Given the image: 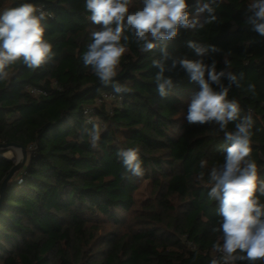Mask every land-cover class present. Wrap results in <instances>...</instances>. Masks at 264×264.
<instances>
[{
  "label": "trees",
  "instance_id": "trees-1",
  "mask_svg": "<svg viewBox=\"0 0 264 264\" xmlns=\"http://www.w3.org/2000/svg\"><path fill=\"white\" fill-rule=\"evenodd\" d=\"M22 3L50 14L44 35L55 55L35 71L17 61L0 80V145L18 144L26 156L0 197V264H210L213 242L222 243V233L212 232L221 217L205 185L208 170L223 162L226 141L217 126L189 125L185 119L199 85L177 67L165 72L173 87L161 97L152 60L162 58L165 42L141 52L125 33L128 51L115 79L132 91L119 95V106L100 102L114 92L83 64L90 33L98 29L85 0H0V12ZM188 3L194 15L197 0ZM248 3L222 0L216 23L181 29L166 47L171 58L215 59L218 70L227 59L232 71L244 73V88L234 87L229 99L253 118L251 158L258 179H264V36L245 25ZM140 6L134 0L130 11ZM189 41L221 51L201 57ZM171 58L165 61L169 67ZM248 83L255 94L246 90ZM86 108L92 109L90 121ZM93 124L102 128L99 150L90 148L85 131ZM121 148L139 149L142 177L126 172L116 155ZM4 152L0 187L14 165ZM201 160L207 161L203 179ZM145 183L149 194L139 202L136 195ZM259 199L264 204V196Z\"/></svg>",
  "mask_w": 264,
  "mask_h": 264
},
{
  "label": "clouds",
  "instance_id": "clouds-1",
  "mask_svg": "<svg viewBox=\"0 0 264 264\" xmlns=\"http://www.w3.org/2000/svg\"><path fill=\"white\" fill-rule=\"evenodd\" d=\"M133 2L85 0L89 19L98 29L90 33L92 42L82 56L83 64L91 68L102 85L111 86L114 93L122 96L132 91L127 83L115 79L121 58L128 51L130 37L125 33L131 34L141 52H151L165 42V47L160 49L162 58L152 60V66L158 70L154 75L158 94L167 97L173 87L171 76H165V72H173L177 67L183 69L199 85V91L187 103V123L217 126L226 141L223 162L208 170L205 185L209 188V199L218 202L221 217L219 226L213 227L212 232L222 233V243L213 242L212 251L219 255L210 264L237 261L264 264V204L259 199L264 196V179H258L257 163L251 158L254 121L251 114L242 115L236 99H229L234 87L244 88V73L232 71L227 59L225 68L218 70L215 59L206 63L204 59L192 60L187 56L171 58L166 47V42L176 38L181 29H202L216 23V9L222 0H197L194 15L188 0H141V6L130 11ZM46 19L45 12L32 3L0 12V80L8 78L9 66L17 61L35 71L53 58V45L44 35ZM244 22L250 31L264 36V0H250ZM188 46L201 57L221 51L214 45L199 46L193 41ZM170 58L169 67L165 61ZM246 90L255 94V85L248 83ZM229 124H234V130L228 129ZM85 131L90 148L99 150L101 126L93 124ZM116 155L127 173L135 177L144 175L138 148H121ZM206 166L207 161L199 162L200 179L204 178Z\"/></svg>",
  "mask_w": 264,
  "mask_h": 264
},
{
  "label": "built area",
  "instance_id": "built-area-1",
  "mask_svg": "<svg viewBox=\"0 0 264 264\" xmlns=\"http://www.w3.org/2000/svg\"><path fill=\"white\" fill-rule=\"evenodd\" d=\"M37 9L43 10L46 14L47 17H50V14L48 13V11L44 10L42 7H37ZM29 91L32 94H44L42 90L37 89V88H30ZM101 101H108V102H113L114 104H116L117 106H119L121 104L122 98L115 94V93H105L102 95V97L99 100ZM91 113H92V109L91 108H86L84 110V114L87 116V121L91 120ZM1 156L3 157V153L1 154ZM213 257H217L219 254L218 253H212Z\"/></svg>",
  "mask_w": 264,
  "mask_h": 264
},
{
  "label": "water",
  "instance_id": "water-1",
  "mask_svg": "<svg viewBox=\"0 0 264 264\" xmlns=\"http://www.w3.org/2000/svg\"><path fill=\"white\" fill-rule=\"evenodd\" d=\"M10 149L19 150L21 157H20V161H17L16 163H14V165L10 169L8 175L3 179L2 183H1V187H0V197L2 194L3 188H4L5 184L7 183V181L9 180V178L11 177V175L22 166V164L24 163V160H25V150L22 146L15 144V143H7V144H1L0 145V150L7 151Z\"/></svg>",
  "mask_w": 264,
  "mask_h": 264
},
{
  "label": "rangeland",
  "instance_id": "rangeland-1",
  "mask_svg": "<svg viewBox=\"0 0 264 264\" xmlns=\"http://www.w3.org/2000/svg\"><path fill=\"white\" fill-rule=\"evenodd\" d=\"M3 157L7 159H12L14 163H16L17 161H20L21 154H20V151L17 149H10L3 153ZM148 194H149V184L145 183L140 187L136 195L138 201L141 202V201L146 200V198L148 197Z\"/></svg>",
  "mask_w": 264,
  "mask_h": 264
}]
</instances>
